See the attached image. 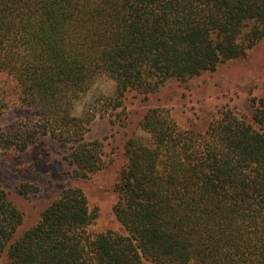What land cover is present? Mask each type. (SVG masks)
Wrapping results in <instances>:
<instances>
[{
    "label": "trees",
    "instance_id": "1",
    "mask_svg": "<svg viewBox=\"0 0 264 264\" xmlns=\"http://www.w3.org/2000/svg\"><path fill=\"white\" fill-rule=\"evenodd\" d=\"M264 37V0H0V163L49 137L69 174L104 168V145L84 133L95 113L75 100L105 77L147 99L247 56ZM109 103V104H108ZM114 185L123 231L91 232L98 214L79 186L64 187L19 236L23 212L0 187V264H264V95L248 113L223 108L204 127L168 109L139 119ZM21 194L36 193L29 183Z\"/></svg>",
    "mask_w": 264,
    "mask_h": 264
},
{
    "label": "rangeland",
    "instance_id": "2",
    "mask_svg": "<svg viewBox=\"0 0 264 264\" xmlns=\"http://www.w3.org/2000/svg\"><path fill=\"white\" fill-rule=\"evenodd\" d=\"M113 90V82L102 77L89 91L80 94L73 106L77 116L95 113L84 137L99 139L104 145L106 164L89 178H75L69 174L65 147L49 137L26 154L0 163V187L24 215L15 237L36 223L43 209L67 186L82 188L89 208L97 211L98 216L89 227L91 232L123 231L113 211L114 185L125 162L126 140L131 136L149 140V133L139 124L144 112L151 107H164L182 128L204 127L226 107L238 115L247 114L249 102L264 95V37L247 56L222 64L215 71L186 81L168 79L147 99L134 92L128 93L121 107L105 110L103 105ZM12 116L13 113L9 118ZM9 118L1 119L0 124ZM21 183L32 184L38 191L23 195L18 190Z\"/></svg>",
    "mask_w": 264,
    "mask_h": 264
}]
</instances>
